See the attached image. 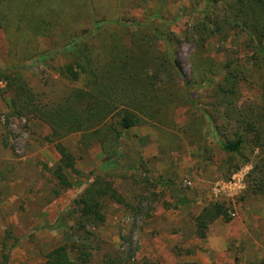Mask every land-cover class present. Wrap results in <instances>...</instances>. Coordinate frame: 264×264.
<instances>
[{"label": "trees", "instance_id": "16d2710c", "mask_svg": "<svg viewBox=\"0 0 264 264\" xmlns=\"http://www.w3.org/2000/svg\"><path fill=\"white\" fill-rule=\"evenodd\" d=\"M112 1L0 0V32L10 45L0 69L1 94L8 97L13 116L24 119L23 130L30 136L31 121L46 125L43 139L60 156L55 168L38 162L42 179L45 173L48 182L57 187L72 186L67 173L79 174L76 158L61 144L72 133H81L84 149L101 156V172L92 174L52 229L64 228L63 219L73 222L75 234L102 228L107 206L112 204L124 207L133 220L143 217L148 207L151 212L153 194L147 188H140L135 205L127 203L118 191V183L127 179L137 164L125 158V133L142 126L158 133L174 129L172 113L187 105L197 122L190 113V121L178 131L191 140L190 145L199 144L204 173L213 165V150L209 152L197 141L201 138L196 133L199 120L210 126L215 137L223 177L229 179L240 167L251 165L246 191L264 201V0H211L208 14L181 35L172 32L162 15L165 0H159L157 9L140 20L121 16L123 0ZM107 10L113 14L108 15ZM237 32L243 34L244 41L237 49L228 50L236 59L216 61L208 56L211 43L223 47ZM126 36L129 45L124 43ZM48 37L54 39L56 53L66 58L58 67L50 60L48 68L81 92L68 101L57 99L29 76L33 65L50 55L39 43ZM182 41L193 47L189 79L183 76L177 59ZM242 60L258 72L256 81H249ZM245 89L252 93L246 100ZM200 90L213 99L208 110L196 107L193 95ZM77 105L89 109L84 112ZM171 192L179 204L184 203L181 191L172 188ZM229 210L230 205L220 201L204 206L192 219L195 238L205 240L209 226L218 219L229 223ZM86 247L82 244L83 250ZM69 253L66 246L57 247L45 256V264L89 263L90 253L80 252L79 263L73 262ZM123 263L122 256L105 253L100 261Z\"/></svg>", "mask_w": 264, "mask_h": 264}, {"label": "rangeland", "instance_id": "374dc122", "mask_svg": "<svg viewBox=\"0 0 264 264\" xmlns=\"http://www.w3.org/2000/svg\"><path fill=\"white\" fill-rule=\"evenodd\" d=\"M158 1L123 0L119 12L121 16L140 20L157 9ZM112 2L115 4V0ZM211 4V0H165L162 15L172 32L181 35L186 27L208 14ZM107 12L113 14L111 10ZM243 41V34L237 32L223 47L211 43L208 56L216 61L234 60L236 57L228 50L237 49ZM39 43L50 55L33 65L30 78L57 99L70 100L80 90L58 78L47 65L53 60L58 67L66 58L56 53L53 38H41ZM124 43H130L127 36ZM8 48L6 36L0 32V69L4 68ZM192 53L193 47L182 41L177 59L186 79L191 76ZM33 62L34 59L28 64ZM241 64L249 81L259 78L258 72L250 70L244 60ZM3 86H0V264H45V256L60 246L70 250L73 262L79 263L80 252L90 253L87 264H100L104 253L122 256L123 264H264V201L246 191L251 165L240 167L229 179L223 177L215 137L210 126L199 120L196 133L201 138L197 141L205 144L209 152L213 150L210 152L213 165L204 173L199 144L190 145L191 140L178 131L190 121L187 119L190 113L197 122L188 105L172 113L174 129L158 133L150 126H142L125 133V158L137 164L126 175L127 179L118 183V191L127 203L135 205L140 188H147L153 194L151 212L148 207L143 217L133 220L124 207L112 204L107 206L102 228H87L86 234H75L71 230L73 222L63 219L64 228L52 229L72 200L88 185L92 174L101 172V156L97 151L90 153L84 149L81 133H72L61 141L76 158L79 174L67 173L72 186L57 187L48 182L49 176L45 173L42 179L38 162L55 168L60 164V156L43 139L48 132L46 125L31 121V136L23 130L25 121L13 116L8 97L1 94ZM242 94L246 100L252 93L245 89ZM193 98L201 110L213 105V99L204 90L197 91ZM77 106L84 112L89 109ZM172 188L181 191L185 198L183 204L178 203ZM213 201L230 205L231 221L216 220L209 226L206 239L198 240L192 219ZM82 244H86V250Z\"/></svg>", "mask_w": 264, "mask_h": 264}]
</instances>
